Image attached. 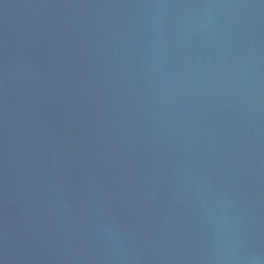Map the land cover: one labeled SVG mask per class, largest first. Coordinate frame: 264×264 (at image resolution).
Segmentation results:
<instances>
[{"label":"water","instance_id":"water-1","mask_svg":"<svg viewBox=\"0 0 264 264\" xmlns=\"http://www.w3.org/2000/svg\"><path fill=\"white\" fill-rule=\"evenodd\" d=\"M0 264H264V0H0Z\"/></svg>","mask_w":264,"mask_h":264}]
</instances>
